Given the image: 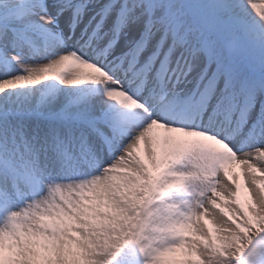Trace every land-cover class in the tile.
<instances>
[{
	"label": "snow or ice",
	"instance_id": "1",
	"mask_svg": "<svg viewBox=\"0 0 264 264\" xmlns=\"http://www.w3.org/2000/svg\"><path fill=\"white\" fill-rule=\"evenodd\" d=\"M0 264H264V0H0Z\"/></svg>",
	"mask_w": 264,
	"mask_h": 264
},
{
	"label": "rangeland",
	"instance_id": "2",
	"mask_svg": "<svg viewBox=\"0 0 264 264\" xmlns=\"http://www.w3.org/2000/svg\"><path fill=\"white\" fill-rule=\"evenodd\" d=\"M239 169L237 168V171H238Z\"/></svg>",
	"mask_w": 264,
	"mask_h": 264
}]
</instances>
